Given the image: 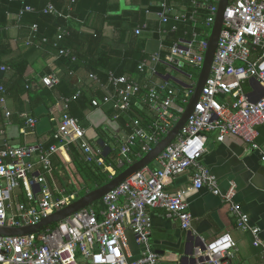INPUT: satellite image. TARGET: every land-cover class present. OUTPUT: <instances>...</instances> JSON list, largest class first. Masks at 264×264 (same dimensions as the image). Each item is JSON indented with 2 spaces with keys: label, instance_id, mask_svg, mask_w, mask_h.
<instances>
[{
  "label": "built area",
  "instance_id": "1",
  "mask_svg": "<svg viewBox=\"0 0 264 264\" xmlns=\"http://www.w3.org/2000/svg\"><path fill=\"white\" fill-rule=\"evenodd\" d=\"M179 2L184 0L159 2L155 13L161 23L160 35L164 37L176 30V24L169 29L165 27L170 20L194 22L195 25L197 7L206 9L202 27L184 31L164 49V53L151 55L153 65L147 67V71L156 75V66L164 65L167 73L176 71L184 76L187 87L184 102L187 103L196 80H192L193 74L182 72V67L188 63L200 70L219 0H187L189 5L174 7ZM31 11L34 8L25 6L19 17ZM44 12H56V9L48 4ZM146 28L144 23L134 32L140 34ZM36 29L37 26L32 25V30ZM64 34L59 28L56 39H61ZM160 47L163 48L162 43ZM59 54L68 56L69 52L61 48ZM70 59L74 60V56ZM137 68L144 72L146 63L141 62ZM41 81L52 87L58 79L46 75ZM108 83L114 95L104 96L102 103L112 105L115 118L119 116L118 112L128 111L132 99L140 93L143 102L153 104L157 109V118L150 130L141 126L139 119H131V131L121 144L118 160L120 164L129 165L133 156L140 158L168 133L184 107H174L175 89L166 80L150 84L131 76L109 73ZM0 91H4L2 86ZM99 104L96 99L91 101L93 107ZM35 123V118H27L28 127ZM260 127H264V0H229L211 70L198 102L178 137L155 159L154 167L129 176L100 200L99 208L93 205L84 208L35 234L0 236V264H80V259L90 264H160L159 256L150 244L152 221L149 210L154 207L163 208L166 218L176 221L181 230L192 235L195 240L190 254L192 263L227 264V259L234 257L237 251L230 234L225 232L205 240L192 224L185 195L202 188L227 205L236 227L248 232L252 246L260 249L264 264L261 228L251 222L235 200V185L230 182L227 190L222 191L217 177L202 163L206 133L210 131L216 133L218 142L231 136L240 138L249 151H257L264 160V142L258 141ZM56 138L58 142L49 146L31 143L0 147V227L35 225L76 200L75 195H54L50 186L54 179L51 157L68 150L70 142L76 143L84 162L103 163L100 149L92 147L85 139V130L75 117L64 113ZM187 170L192 171L190 185L175 193L169 192L167 182ZM111 172L110 177H113L115 173ZM128 228L140 247V255L134 259L124 252Z\"/></svg>",
  "mask_w": 264,
  "mask_h": 264
},
{
  "label": "crops",
  "instance_id": "2",
  "mask_svg": "<svg viewBox=\"0 0 264 264\" xmlns=\"http://www.w3.org/2000/svg\"><path fill=\"white\" fill-rule=\"evenodd\" d=\"M70 1L72 3L74 0ZM160 1L162 0H106L107 4L113 6V11L109 14L122 17L123 20L119 22L115 19L106 20L108 14L103 13L104 6L100 2L92 10L89 9V0H77L75 7L78 10L72 22L76 30L70 41L66 42V47L73 54L85 56L76 61L69 60L72 55L59 56L55 47L42 40L37 39L36 43L30 41L27 37L30 22L26 21L20 26L15 21L18 16L9 14L7 23L0 29V85L8 88L5 99L0 98V147L31 143L47 146L53 139H57L62 116L69 110L85 130V139L92 147L100 149L105 161L123 165V168L127 166L128 164H120L118 160L121 144L131 131V119H139L141 126L150 130L157 118V109L153 104L143 102L140 93L132 99L130 109L118 112L119 116L115 118L116 111L112 105L109 102L102 103L104 96L114 95L113 89L108 81L103 82L97 77V72L108 70L127 75L132 63L140 58L139 63L145 62L146 69L144 72L135 71L133 78L150 84H158L170 78L168 83L173 88L172 80L186 84L184 76L176 71L168 74L165 70L156 75L147 71V67L153 65L151 55L164 52V48L160 47L164 37L156 32L161 26L160 19L156 10L151 9H159ZM142 17L148 28L136 34L135 28L144 23H140ZM51 31L52 26L48 22L41 24L42 33ZM71 65L74 69H70ZM46 75L56 77L58 82L52 87L45 86L41 78ZM78 91H82L80 101L71 102L66 109L65 101ZM180 96L184 102V93L174 95V107H180ZM93 99L100 101L97 107L91 105L90 101ZM6 111L9 112L8 116L5 115ZM28 117L36 119L31 128L26 124ZM259 133L258 141L262 143V127L259 128ZM206 138L202 163L217 177L222 191L227 190L230 182L235 185V200L241 204L251 222L261 228V238L264 241L263 158L257 151H249L238 137L231 136L218 142L216 133L210 131L206 133ZM78 151L80 152L79 149ZM51 161L54 179L50 186L54 195H75L77 200L80 195L90 191L86 188L79 164L74 162L68 150L55 153ZM152 167L154 163L149 166ZM35 169L38 170V166ZM111 171L114 170L108 167V172ZM191 176L192 171L187 170L171 178L166 189L175 193L187 188L191 183ZM185 200L193 227L200 237L211 240L227 232L236 243L237 251L234 257L227 259V264H263L260 249L252 246L248 232L236 227L227 205L219 197L202 188L188 192ZM99 207L101 202L97 208ZM149 212L152 221L150 244L157 252L160 264H194L190 261L195 244L192 235L181 230L176 221L166 218L163 208L154 207ZM126 242L125 254L132 259L139 257L140 247L129 228L126 230ZM80 264L90 263L80 259Z\"/></svg>",
  "mask_w": 264,
  "mask_h": 264
},
{
  "label": "trees",
  "instance_id": "3",
  "mask_svg": "<svg viewBox=\"0 0 264 264\" xmlns=\"http://www.w3.org/2000/svg\"><path fill=\"white\" fill-rule=\"evenodd\" d=\"M79 1L80 0H78V2ZM89 1H90L89 9L93 10V7L98 5L99 2L101 3V6L102 5L104 6L103 13L108 14L106 20L115 19L116 21H119V22L123 20L121 16L109 14V12L113 11V6L107 4L106 0H89ZM186 1L187 0H184V2L175 3L174 7H178L179 5H189V3H187ZM76 3H77V0H74L72 3L70 0H0V29H2L4 25L7 23L6 22L7 16L9 14H15L16 16H18V18L15 21L19 23L20 26L26 23V21L30 22L28 24L29 30L27 33L28 34L27 37L31 39L30 41H33V43H36L35 41H37V39L42 40L44 43L55 47L58 52H59V49L61 48L69 50L66 47V42H68V40L72 38V33L74 30H76L72 23L74 21V16H76V13H77L76 11L78 10V7H75ZM48 4L53 5V7L56 9V12H44V8H46ZM25 6H30L34 8V11L24 12L19 17L20 11L23 10ZM151 9L156 10V11L158 10L157 7H152ZM196 9L198 12V16L196 18L197 21L195 25H194V22H188V23L178 22L177 23V22H174L173 20H170L165 25V27L169 29L172 26V24H176L177 28L175 31L169 32L168 34L164 36L163 40L161 41L164 49L170 46L174 41H176L177 38L183 34L184 31L190 32L193 30L201 29L202 24H203V18L206 15V9L201 8V7H197ZM144 21L145 19L144 17H142L140 23L142 24ZM43 22H46V23L48 22L50 26H52V31L50 33L41 32V24ZM34 24L37 26L36 31L32 30V25ZM59 28L64 30L65 34L61 39L57 40L56 34L58 33ZM159 28L157 29L156 32H158ZM30 41L29 42L27 41V43H30ZM55 43L57 44L56 46H55ZM68 52H69V55L74 56V60H71L68 57L70 61H76L78 59H81L82 57H85L84 55L76 56L75 54L71 52V50H69ZM161 53H164V52H161ZM58 55L65 57L64 55H61L59 53ZM139 62H140V58L132 63V66L130 70L128 71L127 76L132 77V74L138 70L137 67L140 64ZM70 67H71L70 69H74L73 65H71ZM156 67H157V72L159 73H163L165 72V70L168 72L167 67L164 65H157ZM196 71H197V68L189 65L188 63L184 64L182 67V72L184 73L194 74L196 73ZM109 73H113L115 75H126L122 72H114V71L106 70V71L97 72V77H99V79L102 80L103 82H106L108 81ZM168 74H170V72ZM169 79L168 81H170ZM172 83L175 89V94H174L175 96L181 95L186 92L187 87L183 83L178 82V81H173V80H172ZM0 86H2L4 89L3 92L0 91V94H1L0 98L5 99V94L8 88L4 87V85H0ZM81 96H82V91H79L78 95H77V92L73 93L68 98V102L66 103L65 108L68 109L70 107L71 102H79L81 99L80 98ZM179 99L180 101H178V104L180 106H185V103L181 101V96L179 97ZM82 106L84 107V105ZM65 114H68L69 116L73 117V115L69 113V110L65 112ZM59 135L62 136L61 134ZM57 142H58V139H53V141L47 146L57 143ZM68 154L71 156L74 162H77L79 164V167H80L79 170L80 172L84 174L85 182L87 184L86 188L88 190L95 189L101 186L102 184L106 183L110 179V173L108 172V167H111L115 171L116 174L119 171H121V169L123 168L121 166H118L119 164L107 162L105 161V159H103V163L100 165H98L96 162H91V163L84 162L81 157L80 152L78 151V147L75 142L69 143ZM138 158L139 157L133 156L134 161L137 160ZM79 160H81L82 163ZM82 196H84V194L80 195L78 198H81ZM100 202L101 201H98L93 206L97 207Z\"/></svg>",
  "mask_w": 264,
  "mask_h": 264
},
{
  "label": "water",
  "instance_id": "4",
  "mask_svg": "<svg viewBox=\"0 0 264 264\" xmlns=\"http://www.w3.org/2000/svg\"><path fill=\"white\" fill-rule=\"evenodd\" d=\"M228 1L229 0H219L218 2L214 22L208 37V47L205 53V58L198 72L193 93L185 104L183 111L180 113L179 119L174 124V126L168 131V133L164 137H162L141 158L133 161L131 164L122 168L121 171L111 177L106 183L88 191L84 196L78 198L70 204L52 212L50 215H48L35 225H28L17 228L0 227L1 237L27 236L43 231L44 229L51 227L52 225L79 212L80 210L94 205L95 203L100 201L108 192L123 183L129 176H131L135 172L149 167L155 161V159L160 155V153L164 151L165 148H167L181 133L188 118L192 114L194 107L198 102V99L202 92V88L211 70L214 54L218 44V39L222 30L223 15L225 8L228 5ZM262 128L264 129V127ZM122 166L123 165H121V167ZM188 235H190V233H188ZM190 261L194 262L193 259H190Z\"/></svg>",
  "mask_w": 264,
  "mask_h": 264
},
{
  "label": "rangeland",
  "instance_id": "5",
  "mask_svg": "<svg viewBox=\"0 0 264 264\" xmlns=\"http://www.w3.org/2000/svg\"><path fill=\"white\" fill-rule=\"evenodd\" d=\"M198 72H199V71L197 70L196 73L193 74V77H192V80H193V81L196 80Z\"/></svg>",
  "mask_w": 264,
  "mask_h": 264
}]
</instances>
